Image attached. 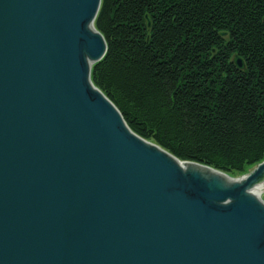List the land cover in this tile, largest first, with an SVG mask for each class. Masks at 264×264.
<instances>
[{"label": "water", "instance_id": "water-1", "mask_svg": "<svg viewBox=\"0 0 264 264\" xmlns=\"http://www.w3.org/2000/svg\"><path fill=\"white\" fill-rule=\"evenodd\" d=\"M100 3L0 0V264H264V160L235 179L134 133L90 79Z\"/></svg>", "mask_w": 264, "mask_h": 264}, {"label": "trees", "instance_id": "trees-1", "mask_svg": "<svg viewBox=\"0 0 264 264\" xmlns=\"http://www.w3.org/2000/svg\"><path fill=\"white\" fill-rule=\"evenodd\" d=\"M94 26L90 79L134 133L231 176L264 160V0H101Z\"/></svg>", "mask_w": 264, "mask_h": 264}, {"label": "bare ground", "instance_id": "bare-ground-1", "mask_svg": "<svg viewBox=\"0 0 264 264\" xmlns=\"http://www.w3.org/2000/svg\"><path fill=\"white\" fill-rule=\"evenodd\" d=\"M177 165L182 169V170H184L185 168H184V166L182 165V163H180V162H177ZM236 178H238V177H235V179ZM235 179H228V181H233V180H235ZM264 191V189L263 190H261L260 192H258V193H256V194H254V195H252L251 197H253V198H255V199H257L263 206H264V201L263 200H261V196H262V192ZM263 199V198H262Z\"/></svg>", "mask_w": 264, "mask_h": 264}, {"label": "rangeland", "instance_id": "rangeland-1", "mask_svg": "<svg viewBox=\"0 0 264 264\" xmlns=\"http://www.w3.org/2000/svg\"><path fill=\"white\" fill-rule=\"evenodd\" d=\"M253 167L254 166H252V167H249L247 170H246V172L245 173H247V172H249L251 169H253ZM245 173H243V174H245ZM243 174H241V175H243ZM240 174L239 175H234V176H232V177H239V176H241ZM263 194H262V198L264 197L263 195H264V191L262 192ZM264 199V198H263Z\"/></svg>", "mask_w": 264, "mask_h": 264}]
</instances>
